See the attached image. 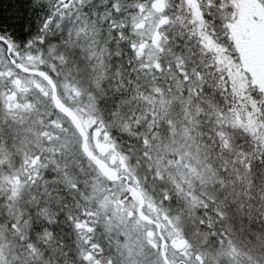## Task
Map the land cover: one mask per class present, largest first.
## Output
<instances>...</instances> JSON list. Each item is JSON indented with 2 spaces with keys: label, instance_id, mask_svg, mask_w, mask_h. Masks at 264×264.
<instances>
[{
  "label": "snow or ice",
  "instance_id": "snow-or-ice-1",
  "mask_svg": "<svg viewBox=\"0 0 264 264\" xmlns=\"http://www.w3.org/2000/svg\"><path fill=\"white\" fill-rule=\"evenodd\" d=\"M0 264H264V0H0Z\"/></svg>",
  "mask_w": 264,
  "mask_h": 264
}]
</instances>
